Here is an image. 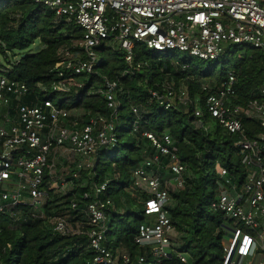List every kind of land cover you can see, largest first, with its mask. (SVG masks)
Segmentation results:
<instances>
[{
	"label": "trees",
	"instance_id": "1",
	"mask_svg": "<svg viewBox=\"0 0 264 264\" xmlns=\"http://www.w3.org/2000/svg\"><path fill=\"white\" fill-rule=\"evenodd\" d=\"M81 37L78 27L65 19L57 20L44 6L29 0H0V73L25 83L30 90L20 102H13L12 114L18 104L35 105L59 96L63 100L58 104L70 112L72 120L85 122L99 115L111 118L106 99L96 94L88 96L87 90L102 87L105 79L119 84L117 145L100 151L89 169L79 171L72 161L60 166L57 176L70 180L72 188L67 194L48 191L43 209L19 206L0 213V264H100L96 262L98 254L90 248V227L84 211L97 200L93 185L104 183H108V189L98 198L110 202L104 246L115 256L129 254L133 262L144 256L143 264H158L150 248L140 247L135 241L140 226L149 221L145 206L151 195L135 189L132 180L133 170L154 153L145 137L148 132L159 138L169 135L176 156L186 167L182 189L169 183L174 181L167 168L170 156H162L160 163L148 169L170 192L167 209L174 227L172 254L161 264H182L176 252L186 254L189 264H221L223 244L233 222L212 208L225 184L220 171L226 169L240 191L251 170L237 147L239 137L228 133L206 113L205 101L229 82V73L236 77L235 105L248 108L252 101L261 100L264 50L244 47V53L232 61L227 59L228 51L219 69L220 61H203L186 54L180 57L178 53L156 54L139 44L135 64H141V69L124 76L131 67L125 62V53L110 42L101 48L104 60L98 72L88 79L81 78L84 88L59 95L52 89L58 82V50L72 46ZM168 84L174 85L177 95L187 92L188 101L181 102L177 97L172 108L165 109L153 93L166 94ZM207 86L209 92L204 90ZM196 109H201L204 116L195 117ZM242 122L250 140L264 132L260 121L242 116ZM77 172L78 178H74ZM72 203L77 207L72 208ZM57 218L65 219L73 229L81 227L83 234L56 232Z\"/></svg>",
	"mask_w": 264,
	"mask_h": 264
},
{
	"label": "built area",
	"instance_id": "2",
	"mask_svg": "<svg viewBox=\"0 0 264 264\" xmlns=\"http://www.w3.org/2000/svg\"><path fill=\"white\" fill-rule=\"evenodd\" d=\"M29 1L46 7L57 20L65 19L82 32L72 46L58 50V82L52 89L59 95L78 93L84 88L81 78L88 79L98 72L104 60L101 48L110 42L125 53V62L131 67L124 76L141 69V64H135L139 44L156 54L183 53L210 62L220 61L231 47L264 50V0ZM235 83V75L229 73V82L209 94L205 109L228 133L239 137L237 147L251 171L239 191L228 178V171L222 169L220 176L225 184L221 185L212 208L233 222L221 264H264V132L250 140L242 122L245 116L260 121L264 128V88L261 100L243 108L234 104ZM118 88L117 82L105 79L102 87L88 89V96L96 94L106 99L112 115L81 122L72 120L70 112L51 98L35 105L18 104L12 114L13 102H20L30 90L25 83L0 76V213L19 206L43 209L48 191L67 194L72 188L70 180L57 176L62 157H68L80 171L91 168L100 151L117 145ZM204 90L210 89L207 86ZM177 97L181 102L188 101L187 92L177 95L173 84L167 85L164 95L153 93L165 109L172 108ZM202 116L203 111L196 109L195 117ZM145 137L154 153L133 170L132 180L135 189L151 195L145 206L149 221L140 226L135 241L140 247L150 248L152 258L161 264L172 254L174 227L167 209L170 192L148 169L160 163L162 156H170L167 168L176 187L182 189L186 167L176 156L169 135L159 138L148 132ZM73 177L78 178V172ZM93 189L97 200L84 213L90 227V248L98 254L96 262L143 264L144 256L133 262L129 254L115 256L104 246L110 202L98 198L107 191L108 183L94 184ZM84 198H89V194ZM76 207L72 203V208ZM54 229L60 234H83L81 227L73 229L63 218L54 220ZM175 254L182 264L190 263L184 253Z\"/></svg>",
	"mask_w": 264,
	"mask_h": 264
},
{
	"label": "rangeland",
	"instance_id": "3",
	"mask_svg": "<svg viewBox=\"0 0 264 264\" xmlns=\"http://www.w3.org/2000/svg\"><path fill=\"white\" fill-rule=\"evenodd\" d=\"M118 50V49H117ZM244 51H245V48L244 47H238L237 48V50L235 49V47H231L230 49H229V52L230 53H228V56H227V59L228 60H230V61H232V60H234L236 57H238V56H240L241 54H243L244 53ZM178 55L180 56V57H183L184 56V54L183 53H178ZM109 57V56H108ZM233 64V63H232ZM232 64L230 65V66H232ZM206 65H208V63H206ZM222 67H223V60L221 59L220 60V64H219V69H222ZM2 74L0 73V76H1ZM63 100V98L62 97H57L56 98V103H59L60 101H62ZM68 104H69V101L67 102ZM61 163L59 164L60 166H64V163L65 162H71L70 161V159L68 158V157H62L61 158V161H60ZM59 166V167H60ZM170 184H175L174 183V181H170L169 182ZM225 243L226 242H224V244H223V247H224V245H225ZM186 255V254H185ZM187 256V255H186ZM188 257V256H187Z\"/></svg>",
	"mask_w": 264,
	"mask_h": 264
},
{
	"label": "water",
	"instance_id": "4",
	"mask_svg": "<svg viewBox=\"0 0 264 264\" xmlns=\"http://www.w3.org/2000/svg\"><path fill=\"white\" fill-rule=\"evenodd\" d=\"M37 49H38V47H37Z\"/></svg>",
	"mask_w": 264,
	"mask_h": 264
}]
</instances>
